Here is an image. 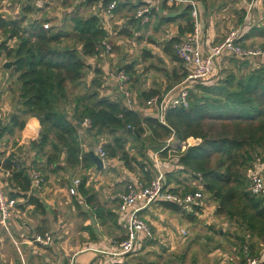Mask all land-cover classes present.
<instances>
[{
  "label": "trees",
  "instance_id": "16d2710c",
  "mask_svg": "<svg viewBox=\"0 0 264 264\" xmlns=\"http://www.w3.org/2000/svg\"><path fill=\"white\" fill-rule=\"evenodd\" d=\"M193 1L197 4L202 25L199 6L202 3L204 9H207L208 0ZM84 2L88 6L96 3L102 15L74 17L71 30L45 29L44 24L49 21L31 19L40 10L33 3L23 6L19 17L7 18L0 15V34L4 37L0 45V56L4 54L8 61L14 62L11 72L20 85L18 112L26 118L22 119L19 113H14L8 122L0 120V141L3 143L7 135L22 133L28 119H37L41 126L38 138L23 139L21 144L35 153L34 165H44L41 156H45L46 166L55 167L53 171L57 172L63 171L65 167H94L89 152L84 151L79 140L82 131L95 132L97 137L109 135L112 140L102 147L106 152V159H118L132 173L139 170L144 180L136 183L145 187L156 177L155 160L158 157L165 166V191L173 194L200 192L203 200L205 196L212 199L217 204L216 215L223 217L237 229L236 234L227 235L236 239L233 248L244 259L248 255L245 248L251 256H259L264 250V201L250 191V175L263 166H254V162L264 151V59L237 58L241 63L236 65L235 70L220 73L224 59L233 56L220 58L217 73L211 80L197 82L191 89L188 86L189 107L168 109L164 122H161L156 113L147 111L146 106V114L140 112L138 104L129 107L123 96L118 100L102 97L100 91L107 72L103 67H92L87 60L99 57L104 51L103 42L109 43L110 33L104 23L114 19L116 14L132 12L128 25L133 31L138 28L136 32L148 29L153 20L157 23L156 31L165 25L178 22L183 24L179 25L178 35L165 41L162 46L163 53L173 63L185 68L176 56L174 46L194 32L192 5L171 6L161 1L146 15L148 22L143 23L142 19L135 17L137 11L147 5L142 0H118L110 18L105 15L109 0ZM166 11L170 14L167 17L164 15ZM263 21L264 0H261L252 10L247 11L246 8L244 11L237 43L248 47V40L264 39V26H259ZM133 33L124 29L120 34L133 37ZM138 40L142 41L141 38ZM68 41H72L74 46L64 45ZM10 42H15V46L10 47ZM209 45L216 44L213 41ZM144 56L148 59L157 58L149 49H145ZM122 70L130 78L137 77L134 64L125 65ZM89 73H93L90 84L84 83ZM186 76L185 72L180 75L174 70V84H180ZM215 78L218 81L213 83ZM69 83L74 88L83 89L82 93L74 97L71 118H68L63 107V103L69 99ZM156 96L158 95L150 92L141 94L145 104ZM85 119L91 121L90 129L84 130L81 125H76V121L82 123ZM32 122L37 126L36 121ZM191 139L201 142L183 149L181 144ZM170 140H174L176 145L171 146ZM133 142L134 153H130L131 147L129 149L127 146ZM47 147L51 148L49 155L45 152ZM171 155L174 156V161L169 160ZM149 163L152 168H148ZM30 168L31 166L21 164L15 154L4 149L0 151V170L4 176L5 172L11 174L5 184L0 183L2 188L6 185L9 189L8 193L4 192L6 196L17 202L19 210L33 207L35 213L46 215L48 207L33 192ZM86 182L85 179L81 182L79 191L96 219L103 222L110 218L115 222L117 215L96 204V196L86 188ZM155 204L192 223L197 222L198 215L204 208L199 204L184 208L163 200H158L151 206ZM119 206L118 200V209ZM146 210L142 212L144 219ZM45 233V230L39 228L37 235ZM153 242L154 238L146 240L143 248ZM128 257L109 264H122ZM244 259L241 264H245Z\"/></svg>",
  "mask_w": 264,
  "mask_h": 264
},
{
  "label": "rangeland",
  "instance_id": "374dc122",
  "mask_svg": "<svg viewBox=\"0 0 264 264\" xmlns=\"http://www.w3.org/2000/svg\"><path fill=\"white\" fill-rule=\"evenodd\" d=\"M28 3H33V5H37L40 8L39 12L31 16V19L41 21L47 20L49 21L46 22L49 23V29L52 28L54 30H71L73 27L72 19L77 16L85 18L93 14L101 15L98 8L97 10L92 9L93 7L88 6L87 3L85 4L84 0H0V15L7 18L19 17L23 6ZM238 7L239 6L236 5V2L231 0H208L207 9H202L204 25H201V35L203 36V41L206 42L209 39H213L214 43L217 44L225 39L231 32L238 30L241 24L240 20L244 16V10L241 6L240 8L242 10ZM237 8L238 10H236ZM132 14V12L119 13L115 15L114 19L108 23H104L110 33L109 44L112 51L110 53L103 51L93 64L89 62L93 58L87 60V63L92 67L108 66L106 76L109 75V77L115 82L112 88V86H105L106 82L104 81L103 87L100 91L102 97H107L108 89H114L116 87L119 90L120 85L114 79L113 74H115L117 70H121L125 65L134 64L136 71L142 72L143 74L153 72L154 69L158 70L157 72L160 76L166 75L169 77L168 74L171 75L175 69L180 75L184 72L186 75L188 74L182 65L174 66L170 59L163 62L159 58L148 59L144 56L145 49H152V47L149 46L153 45L151 39H158L161 41L162 38L169 37L172 32L176 30L177 26L165 25L161 27L159 31H156V25H149L148 29L136 32V29L138 28H134L133 31V28L128 25V20ZM152 23H155V21L153 20ZM216 23L222 25H216ZM259 26H264V21ZM124 29H129L134 32L133 37L121 35V31ZM139 38H141L142 41H139ZM3 41L4 37L0 34V45ZM9 45L10 47L15 46V42H10ZM64 45L73 47L74 43L68 41L65 42ZM246 45H248V47L264 48V39L258 38L248 40ZM155 51L158 50L156 49ZM239 61L240 60L235 57L225 58L220 67V73L226 70H235L236 65L241 63ZM6 62H8V59L2 54L0 56V120L4 121V123L8 122L14 113H19L18 110L20 108V85L17 83V77L11 72L12 70L5 71L3 69V65ZM235 62L238 63L235 64ZM92 77L93 73L86 75L84 83L90 84ZM135 77L136 76L132 78L129 77V81L126 84L131 94H134L131 89L137 90L136 85H133ZM217 81L218 79L215 78L212 82L216 83ZM180 84H176L175 87ZM196 84L197 83H186L183 86H189L191 89ZM107 85L109 84L107 83ZM140 86L141 85L139 84L138 87ZM129 87H131V89ZM67 88L69 99L66 103H63V107L67 112L66 115L68 118H71L73 117L74 111V97L77 94L82 93L83 89L74 88L70 83L67 85ZM138 90L141 91V89ZM108 97L118 100L115 95ZM140 104L145 106V103L143 102H140ZM142 113L146 114L144 111ZM19 114L22 119H26L22 113ZM29 120L30 119H28L27 123H29ZM27 125H29L30 128H33L32 123ZM76 125L79 127L80 122L76 121ZM211 125L217 124L211 123ZM39 128L41 129V126ZM81 133L79 140L81 141L84 150L86 152L96 151L100 139L95 135V132L85 133L82 131ZM26 135L30 136L29 134ZM19 136H22V133L16 132L13 136L7 135L3 139L5 145L4 151L15 154L21 164H25L29 167H41L45 177H47L46 186L48 191L51 192H48L46 199L51 202V204L48 206L49 210L45 217L51 222V224H49L51 225L50 227H52L53 224L54 228V230L47 229L50 232L57 231L56 236H54L53 245L62 244L65 241L67 242V240L70 244V236L68 238V235L66 234L68 231H72V234H74L76 239L75 242L79 244L84 243V239L82 238L84 236V222L91 215V211L87 210V208H84L86 212L78 209L73 211V204H76V201L74 203L72 200L70 204L67 203L71 200L69 199L68 201L66 192L64 193L61 190L69 187L74 179L82 181L85 178V173H83V171H71L67 167H65L63 171L54 172L53 170H55V167L46 166L47 158L45 156H41L44 165H34L33 161L35 159V153L30 149L27 150L26 148H21L22 146H17ZM103 137H105V142L107 141V143L112 140V137L109 135H104ZM169 142L171 146L176 145L174 140H170ZM198 142V140L191 139L186 143L181 144V146L185 149L187 146H194L195 143ZM134 146V142L128 144L127 148L130 149L131 147L129 150L130 153H134ZM45 152L47 155L51 154V148L47 147ZM150 159L151 157L148 158L147 163ZM169 160L174 161V156L171 155ZM261 164L264 167V151L261 152V155H259L254 162V166L259 167ZM119 165L120 167L124 166L121 162ZM151 166L152 165L149 163L148 168H152ZM134 173H132L133 176H126L125 178L122 174L123 176L120 177L118 186L123 189L128 184L144 180L139 170H136ZM7 178L8 177L6 175L4 176L0 170V183L5 184ZM3 191L5 193L9 192L6 185L3 186ZM204 204L203 211L198 215V220L195 223L188 221L180 215L170 213L168 210H164L161 206L155 204L153 206V211L147 213L145 219L149 220L147 221L152 226L156 240L150 246H146L145 249H143V252L141 251L129 256L126 260V264H221L222 260L219 256L220 254H217L216 251L212 252L218 249V247L226 253L229 260L230 258H233L226 264H241L244 258L239 255V251L233 248L236 239H234L233 236L230 238L227 236L228 233L236 234L237 229L232 227L223 217L216 215L217 204L212 199L205 196ZM33 211L34 209L32 210L30 208H26L22 211L15 207L11 213L9 222L7 223L8 229L0 225V264H19V261H21V264H52L56 262H64L65 254L63 252L56 254L51 249L45 255L36 256L34 255L31 246L25 243V240H29L32 237L33 230L31 228L36 229V227H40L41 225V216L39 213L33 214ZM152 222H154V225H152ZM26 226L29 230H25ZM182 231L187 233L186 237L182 236ZM87 235L89 234L87 233ZM112 240H116V238L113 237ZM85 247L88 246L82 245L79 250H83ZM76 252L77 250L71 253V256L76 254Z\"/></svg>",
  "mask_w": 264,
  "mask_h": 264
},
{
  "label": "built area",
  "instance_id": "2783aa9c",
  "mask_svg": "<svg viewBox=\"0 0 264 264\" xmlns=\"http://www.w3.org/2000/svg\"><path fill=\"white\" fill-rule=\"evenodd\" d=\"M110 3L105 10V15L110 18L118 4V0H109ZM141 1V0H140ZM147 5L138 10L135 17L142 19L143 23L148 22L147 14L159 2L165 1L169 5H192V18L194 21V32L189 34L184 41L174 46V51L178 59L184 64L187 71L186 78L182 83L170 90L165 95L156 96L148 100L145 104L148 112L156 113L161 122H164V117L168 109L176 107L188 108L190 105L189 91L186 83L208 82L217 73V62L224 56H233L243 60L264 59V48L259 47H243L237 43V39L241 34V30L231 32L223 41L211 46L209 43H204L202 39V30L200 15L197 4L193 0H142ZM261 0H252L249 10H252L257 2ZM45 29H49V25H44ZM104 51L110 53L112 48L107 41L103 42ZM114 79L120 85L119 91L124 97L127 105L133 107L137 103V97L128 90L126 84L129 77L124 70H117L113 74ZM84 130L91 128V121L85 119L80 123ZM4 149V144L0 141V151ZM100 157L105 160L106 152L100 146L96 149ZM156 177L145 187L138 183L128 184L123 191L118 193L117 199L120 206L118 209L119 215L125 222L126 236L122 240L114 241L110 247L105 250L91 249L97 254L98 258L92 264H109L113 261H121L129 255L140 252L143 249L146 240L153 239V231L148 223L142 217V212L148 209L158 200L175 203L181 207L188 208L194 204L204 206L203 195L200 192L188 194H173L164 190V170L159 163L160 160L156 157ZM253 171L250 175V191L256 197L264 201V167H260ZM33 189L40 192L46 185V177L41 167H31L29 170ZM9 177L10 172H5ZM80 181H75L73 187L70 188L71 196L78 194ZM16 201L9 199L0 185V225L7 228V223L11 218V213L16 207ZM201 206V207H202ZM184 236L187 235L182 231ZM53 235L45 233L44 235H35L28 240L27 244L32 248L50 247L53 244ZM248 255L245 258V264H262L264 262V250L259 256H251L245 248Z\"/></svg>",
  "mask_w": 264,
  "mask_h": 264
},
{
  "label": "crops",
  "instance_id": "0c3cea01",
  "mask_svg": "<svg viewBox=\"0 0 264 264\" xmlns=\"http://www.w3.org/2000/svg\"><path fill=\"white\" fill-rule=\"evenodd\" d=\"M231 1L236 2V5L239 6L238 8H240V6H241V8L244 11L246 10V8H247V11L250 8V3H251L250 0L249 1L248 0L247 1L246 0H231ZM159 5H161V4H159ZM92 7H93L92 9H96V10H97V8L99 9V6L96 3ZM199 8H200V11L203 13L202 9H204V7H203L202 3H200ZM238 8L236 10H238ZM168 12L169 11L164 12V15L166 17L170 15ZM246 13L247 12H245V14ZM152 24L156 25L157 23L151 22V25ZM181 24L182 23H179V22L176 24H171V25H176L177 27H176V30L173 31L169 37L162 38L161 41H159L158 39H152V40H154L153 45H149L152 47V49H149V50L152 51L153 55L156 56L157 58L161 59L163 62H166L169 58L163 53L162 44L165 41L170 40L171 38L176 37L178 35L179 25H181ZM44 25H49V23H46ZM202 25H204V22L202 23ZM216 25H222V24L216 23ZM207 42L211 43V42H213V39L212 40L209 39L206 41V43ZM158 47H161L162 49L158 48ZM156 49L158 51H155ZM95 60H96V58H93L89 62L91 64H93V62ZM125 64H127V63H125ZM173 64H174V66L177 65L176 63H173ZM107 67L108 66H103V68L106 70V72H107ZM157 71L158 70L154 69L153 72H150L147 74H143L142 72H137V77H135V79H134L135 81L133 80L134 81L133 85H136L137 90H133V89H131V87H129V88L131 89L132 93L136 94L135 96L138 99L136 104H138V106H139L140 102L144 103V98L140 97V94L150 92V93H155L158 96H162V95L168 93L170 90H172V88H175V84H174V81L172 79L173 73L171 75H169L167 73L169 76V77H167L166 75L160 76ZM175 71H176V69H175ZM169 78H170V80H169ZM104 81L106 82L105 86H112V88H113V85L115 84V82L113 79H111L109 77V75L104 77ZM107 83L109 85H107ZM139 84L141 85L140 87H138ZM115 88L114 89H108L107 90L108 95H106V96L108 97V96H114L115 95L116 98L122 99V95H121L120 91L118 90V88H116V89ZM138 89H141V91H139ZM143 107L144 106H142L140 104V106H139L140 112L145 111ZM32 120L37 122V126L32 122ZM29 123H32L33 128L32 127L30 128L29 125H26L25 130L22 132V136H19V138L17 140V143H18L17 146H22L21 148H26L24 145L21 144L23 139H28V140L37 139L39 132H40V128H39L40 125H39V122L37 119L30 118ZM29 123H27V124H29ZM26 134H29L30 136H27ZM20 137H22V140ZM99 139H100V141H99L100 143H99L98 147H100V146L103 147L104 145H106L105 143H107V141L105 142V137H99ZM198 141L199 142L195 143V145L200 144L201 141L200 140H198ZM94 152L100 157V155L96 151H94ZM103 162H104V169L101 171H97L95 164H94L93 168H89V169H86L84 167H78L76 169H71L68 167L67 168L71 171H83V173H85V178L84 177L83 178L87 181L86 182V188L91 191V194L96 196V199H97L96 204L99 207H102L106 210H109V211H112L113 213H115L117 215L116 216L117 220L114 222L113 219L108 218L107 221L102 222V221H99L98 219H96L91 207H89L86 204L84 197L80 194L79 188H78V194L76 196H71L69 193L70 188L73 187L75 181H80L79 179H76V180L74 179L69 187H67L66 189L63 188L61 191L64 193L66 192V195L68 197V201H69V199L71 200L67 203L70 204V202H72V200L74 201V203L76 201V204H73V211H75V209H78V210H83V212H86L84 210V208H87V210L91 211V213H90L91 215L84 222V227H83L84 236L82 237L84 239V243L79 244V243L75 242L76 239L74 237V234H72V231H68V233H66V234L68 235V238L70 236V240H71L70 244L71 245L68 243V240H67V242L65 241L62 244H56V245H53L54 244V242H53V244L47 248L46 247L31 248V249H33L34 255L42 256V255H45L49 250L52 249L53 252H55L56 254H59L61 252H63L65 254V258H64L63 263L56 262V263H52V264H92L98 258L97 254L94 252V250H91L92 248L105 250L108 247H110L112 242L118 241V240L125 237V235H126L125 223L122 222L123 219H121V217L117 214L118 213L117 195L125 187L123 189H121L120 186H118V184L120 182L121 176L124 175V178H125L126 176H133V174H132V172L128 171L124 166L120 167L119 164L121 161H119L118 159H113V160L105 159V160H103ZM159 163L165 168L162 160ZM84 179L82 181H80V185H81V182L84 181ZM134 182H136V181H134ZM46 185H47V177H46ZM46 185L42 191L37 192L33 189V192L48 207L51 204V202L47 201L46 195L48 194V192L50 193L51 191H48V188ZM46 201H47V203H46ZM27 208L28 209L30 208L33 210V207H27ZM48 210H49V207H48ZM152 211H153V206H151L148 210H146L147 213L152 212ZM33 214H35L34 211H33ZM39 215H40V213H39ZM46 215H47V213H46ZM46 215H40L42 218L40 227H36V229L31 228L33 230L32 231V237L38 234L39 228H42L43 230H45L46 233H50L51 235H53V240H54V236H56L57 231H52L53 232L52 233L48 230V229L54 230V228H53V224H52V227H50L51 225H49V224H51V222L48 219H46V217H45ZM145 217H147V216H145ZM146 220H148V219H146ZM152 225H154V222H152ZM25 230H29V228H27V226H26ZM87 233L89 235H87ZM153 236H154L153 238L155 241L156 240L155 234H153ZM182 236H184V235L182 234ZM186 236H184V237H186ZM32 237L30 239H32ZM113 237H115L116 240H112ZM27 242H28V239L25 240V243H27ZM82 245H84V246L86 245L88 247H85L83 250H79L82 247ZM263 246H264V244H262V247ZM143 249H145V248H143ZM143 249L141 250L142 252L144 251ZM76 250L78 253L76 252V254L71 256V253H73ZM215 251L217 254H220L219 256L222 260L221 264L229 263V261L233 259V258L232 259L230 258V260H229L226 253H224L221 250V248H219V247H218V249H216L212 252H215ZM126 260L122 264H126V262H127Z\"/></svg>",
  "mask_w": 264,
  "mask_h": 264
},
{
  "label": "water",
  "instance_id": "95a60500",
  "mask_svg": "<svg viewBox=\"0 0 264 264\" xmlns=\"http://www.w3.org/2000/svg\"><path fill=\"white\" fill-rule=\"evenodd\" d=\"M13 67H14L13 61H8L3 65V69L6 71H11ZM89 155L91 156L92 161L95 164L97 171L103 170L104 169L103 160L94 151H90Z\"/></svg>",
  "mask_w": 264,
  "mask_h": 264
}]
</instances>
